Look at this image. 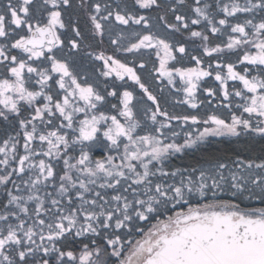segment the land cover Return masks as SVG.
I'll use <instances>...</instances> for the list:
<instances>
[{
  "label": "snow or ice",
  "instance_id": "6c2138e0",
  "mask_svg": "<svg viewBox=\"0 0 264 264\" xmlns=\"http://www.w3.org/2000/svg\"><path fill=\"white\" fill-rule=\"evenodd\" d=\"M0 264H264V0H0Z\"/></svg>",
  "mask_w": 264,
  "mask_h": 264
}]
</instances>
